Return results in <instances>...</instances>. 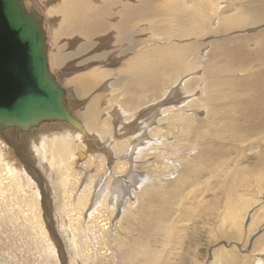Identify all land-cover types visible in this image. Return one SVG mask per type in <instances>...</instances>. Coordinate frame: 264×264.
<instances>
[{
  "label": "bare ground",
  "instance_id": "1",
  "mask_svg": "<svg viewBox=\"0 0 264 264\" xmlns=\"http://www.w3.org/2000/svg\"><path fill=\"white\" fill-rule=\"evenodd\" d=\"M160 1L26 0L28 5L34 7L41 14L44 27L45 24L47 26V29L45 27L47 38L52 36L53 41L61 36L64 45H59L62 47L72 46V49L69 47L71 49L69 52H75L71 56L67 54L68 52L66 54L60 53V51H57V49H60L56 45L58 47L56 49L57 54L55 53V55L53 52L56 63L60 65L63 59L64 61L72 59L65 64L64 71L66 72L67 69L73 75H77L75 77L79 81V85H77L80 87L79 90L83 91L88 88L90 90L86 92L89 98L84 102V105L82 104L83 100L80 101V99L77 101L73 99L68 105L71 106L72 114L82 123V130H76L67 124H42L25 133L5 131L0 134V201L6 199L8 202V206L6 204L8 211L5 214H0V228H2L1 226H10L13 222H18L21 219L17 218L18 216L14 217L12 214L15 210L12 206L15 204H12L14 190L17 193L16 197L19 198L28 199L26 197L30 195L32 198L29 197L30 199L25 201L29 202L32 199L35 206L33 203L28 204H32L35 211H33L32 218L27 217L22 221L27 224V227L22 222H19L17 226L19 227L20 223L23 224L24 230L28 231L44 250L53 249V245L46 235L45 222L41 217L43 210L38 204L39 193L37 187L39 185L33 183L30 174L33 169L30 168V164L27 162V157L31 153L33 157H37L35 164L37 162V165L41 166L47 179L52 182V184L49 182L50 186H53L51 194L54 201H56L54 209L56 216H53V212L52 216L61 219L56 227L64 235L62 236L63 239L69 241L66 246L70 250L72 262L87 264V262H94L95 259L99 262H108V255L102 256L90 251V244L96 246V243H100L99 240L106 235L104 217L109 214L104 213L116 210L118 196H121V194L130 191L135 198V194L141 192L143 185L146 183L147 187L143 188L146 197H151L155 192L156 195L158 194L157 184L161 183L160 175L152 174L150 178L144 177L143 172L139 168L136 169V166L147 158L148 154L155 153L159 162L162 157L165 159L166 156L169 158L167 163L170 162L172 165L176 161L182 162V165H176L181 169L188 166L186 161L190 159L188 155L190 152L188 148L184 147L186 141L181 142L178 140L179 137L186 140L188 135H194L197 139H203L205 136L211 135L206 141V144L210 146L214 145V142H219L221 138L235 139L241 133L264 129V38L255 44L256 48L252 53V60L259 62L254 67L255 72L252 75H236L234 73L237 71L235 69H245L248 63V59L243 53L242 44L231 46L227 41L213 42L209 47L212 62L209 61V55L207 65L203 70L199 63L205 60L206 53L200 54V43L197 45V43H190L193 41H189L190 44H187L181 41L168 44L162 43L160 45H166L159 47H156V45L155 47H140L143 42L137 41L138 38H141L140 35L144 33L141 32L139 26L148 24L150 20H154L156 23V17L163 12H171L178 19L176 41H180L184 37L199 35L202 31L221 33V29H226L224 33L227 36L234 31H245L244 34L237 33L244 36L250 29L256 30L259 26L257 28L255 26L264 23V0ZM242 2L249 3L248 9H243ZM207 8H210L209 10L213 13L210 22L214 23V29L203 25ZM216 16L217 18H215ZM237 34L234 35L233 33L234 36H238ZM136 35L139 36L136 37ZM207 36L201 40H204ZM207 38L205 39L207 42L216 39L214 35ZM52 41L49 43L52 44ZM207 42H204L205 46ZM56 43L54 42L52 45ZM64 48L66 49V47ZM64 48L61 49L64 50ZM196 59V67L192 69L193 62ZM116 68L118 70H114ZM193 71L196 72L195 75H191ZM112 73L118 76L113 78L107 86L106 80ZM61 74L63 75V73ZM69 77L71 76L69 75ZM77 81L75 82L77 83ZM96 85L106 86L108 89L121 92L117 96L112 95L108 103L109 107L105 110L106 112L112 109L117 110L113 114V119L109 116H101V108L104 107L102 101H108V90H99L103 92L101 95L94 93L92 90ZM72 86L68 87L71 88ZM166 86L167 88H164ZM162 88L163 94L157 97ZM76 92L78 94L79 91L76 90ZM250 92L251 95L246 102H239L234 99L222 105L217 104L224 101L226 97L235 98ZM86 93L82 95L84 96ZM172 94L173 96H171ZM101 97L102 101L100 102ZM118 97H120L119 100ZM196 101L198 102L196 103ZM79 106L82 109L81 111H79ZM221 106L226 108L228 112L242 111L245 115V123L239 126L233 119H215L216 110ZM195 107H205L206 114H204L203 119L207 120L209 117L212 121L207 125L200 122L199 126H194L193 124L199 122L194 119L193 115H190L191 108ZM166 110L172 111L173 114L165 117L164 112ZM186 110H188L187 114H185ZM162 121L165 123L164 127L154 125V123ZM191 144L197 149V146L201 145L196 140H192ZM172 157L173 159L170 160ZM204 159L210 160L211 158L205 153ZM256 161L258 162L257 169L258 167L261 168L260 172L254 174V172H248L243 168L233 170L230 173L229 181L222 180L219 184L220 193L225 197L223 201H220L217 195L214 196L215 199L206 201L210 203L207 206L210 212L215 210V205L218 206V210L221 205L223 206V216L218 229L224 233L226 232L225 229L231 230L236 227L235 233L239 237V233L244 230L243 223L248 215L252 219L249 226H247L250 227L246 233L247 237L256 236L255 233L251 234L250 232L254 229L251 227H253L254 220L257 218V212L261 210V219L264 218V205L261 206L264 199L263 183L257 197V202H259L260 197L261 207L257 209L254 206L256 210L251 214L246 210L253 201L249 203L248 196L238 193L236 189V187H247L252 179L256 183L262 180L264 175V151L257 156ZM115 165H119L117 168L119 175L111 172V168H114ZM123 165L128 169L126 170L128 171L126 183H123L122 178L124 176H121V172H119ZM166 165L164 168H166ZM176 166L173 170L174 173H178V176H174L172 181H178L181 178L182 182L177 185L178 188L181 186L191 187L190 182H188L191 174L177 172L175 170L177 169ZM101 167L104 172L98 175V172L102 171ZM166 172L167 174H164ZM166 172L161 173L164 176H173V173L169 174L170 170L168 168ZM109 176L114 178L111 184ZM155 181L156 185L154 184ZM106 182L107 184L103 185ZM55 184L60 189L56 188ZM97 186L99 188H95ZM108 189L112 190L111 196L107 195ZM196 191L197 189H190L188 194ZM23 195L26 197H23ZM92 196L93 199L96 197V203L91 200ZM158 199L161 206L169 204L165 195ZM106 201H112L113 203L107 205ZM23 203L21 204L26 205V203ZM0 206L2 207L3 204ZM129 206L128 204L125 205L121 213H129ZM158 208L161 209L162 207ZM30 210L29 208L28 211L31 212L32 210ZM130 214L132 215V213H129L125 220ZM163 220L161 218L158 222ZM238 222H240V228ZM14 225L16 227V223ZM20 226L23 228L22 225ZM263 239L264 235L258 239L256 236V244L253 249L250 250L251 246L244 247L246 248L245 252L251 253L249 255L251 256L253 250L258 251L262 246L264 250ZM222 250L215 253V257L220 261L217 263L232 264L235 258L234 254L231 251H225L226 249ZM260 251L254 252V255L258 256L257 259L260 258L256 263L264 264V252ZM249 258L245 257L243 263L252 264V262L247 261ZM243 263L241 262V264Z\"/></svg>",
  "mask_w": 264,
  "mask_h": 264
},
{
  "label": "rangeland",
  "instance_id": "2",
  "mask_svg": "<svg viewBox=\"0 0 264 264\" xmlns=\"http://www.w3.org/2000/svg\"><path fill=\"white\" fill-rule=\"evenodd\" d=\"M248 6H249V3L247 4V3L242 2L243 9H248L247 8ZM209 9L210 8L206 9L207 13H206L205 20H203V25H206L207 27L210 26L212 29H214L215 27L214 23L210 22L211 17L213 16V13ZM215 18H217V16ZM148 22H149L148 24H141L139 26V29H141V32H144L143 34L140 35L141 38L137 39L138 42H143L140 47H147V46L155 47V45L156 47H159V46L166 45L170 42H181V41L187 44L197 43L198 45L200 43V48H199L200 54L206 53L205 60H202L199 63V65H201V69L204 70L205 66L207 65V59L209 55H210L209 61L212 62L211 50L209 48L211 47V44L215 41H227L231 46L242 44L243 53L248 59V63L245 69H242V70L235 69L237 70L234 72L236 75H243V74L252 75L255 72L254 67L257 66L259 63L258 61L252 60V53H254V50L256 48L255 44H257L262 38H264V23L263 22L261 23V25L258 24L257 26H255V28L259 26L260 27V28L258 27L259 29L258 28L256 30L250 29L252 32L249 30L246 32V35L244 36L238 35V34H244L245 31L244 32L234 31L233 32L234 35L238 33L237 34L238 36H234L233 33L228 34L227 36L224 33L226 29H221L222 30L221 33H217V34L215 31L213 33H206V31H202V33L199 35H194L191 37H184V38L179 37V38H183L180 41L175 40L178 36L177 35L178 19L171 12L170 13L163 12L161 15L157 16L156 23L154 20H150ZM43 27H44V22H43ZM45 27L47 29L46 24H45ZM45 27H44V30H45ZM45 33H46V42L48 46L47 52H48V60H49V69L57 77L59 84L66 91L67 106L70 105V102H72L73 99H76V101L79 99L80 101L83 100L82 104L84 105L85 104L84 102H86L87 99L89 98V95L87 97L86 92H88L90 89L88 88L83 91L79 90L80 87L77 86L79 85L78 84L79 81H77L75 77L77 75L75 74L73 75V73L71 71L69 72V70L67 69H66V72L64 71L65 70L64 68H66L65 64L70 62L72 59L67 60V61H64L63 59L60 65H58L56 61L54 60L55 55L57 54V51L58 52L60 51V53H64V54L68 52L67 53L68 55L70 56L73 55L75 52L74 53L69 52L71 51L72 46L68 45V46L62 47L59 44L64 45L62 42L63 37L58 36L59 37V38L57 37L58 39L56 40L54 39L52 41V36L49 37L48 35L49 38H47L46 30H45ZM207 35L209 36L214 35V38L216 39H214L213 41L207 42L205 40L207 37H209ZM137 36L139 35H136V37ZM205 36L207 37L204 40H201ZM50 41H52L51 42L52 44L54 42L55 43L57 42V43L52 45L49 43ZM189 41H193V42L189 43ZM203 41L207 42L206 46ZM162 43H166V44L160 45ZM208 43H210V45H208ZM56 45L59 47L60 50L57 49L58 47ZM64 47H66V49ZM69 47H71V49ZM61 48H64V50ZM53 52L54 54L55 53L56 54L53 55ZM196 63H197V59L193 62L192 69L196 67L195 66ZM61 69L63 70V72ZM114 70H118V69L116 68ZM59 73L61 76L59 75ZM61 73H63V75L65 76V79ZM195 74L196 72L194 71L191 73V75H195ZM69 75L71 77H69ZM116 76L118 75L112 73V75H110L107 78L106 80L107 86L110 84V81L113 78H116ZM74 80L77 81V83ZM68 82H70L69 84L71 86L74 84V82L75 84L71 88H69L70 85L68 84ZM74 87H75V90H74ZM164 88H167V86ZM101 89L108 90V94H107L108 101L107 102H105V100L102 101L103 96L100 98V102L102 101V104L104 105V107L101 108L102 110L101 116L103 117L109 116V117H112L113 119V114L117 112V110L112 109L111 111H108V112H106L105 110L109 107L108 103L111 100L112 95L117 96L121 92L120 91L116 92V90L108 89L106 86H97V85L93 87L92 92L94 91V93H97V94L99 93L101 95V93H103L99 91ZM69 90L70 91L72 90L71 93ZM76 90L79 91L78 94ZM163 92H164L163 88L160 89L159 93L157 94V97H160L163 94ZM84 93L86 94L83 96L82 94ZM75 94L77 95L75 96ZM250 95H251V92L241 94L235 98L226 97L224 101L218 102L217 104L222 105L227 102H231L234 99L238 100L239 102H246L248 98L250 97ZM171 96H173V94ZM119 99L120 97H118V100ZM197 102L198 101H196V103ZM82 104H81V107L83 106ZM70 107L68 106L69 109ZM81 107L79 106L80 108L79 111L82 110ZM191 109L192 111L190 115H193L194 119L199 121L193 124L194 126H199L200 122L207 125L212 121L211 119H209V117L207 118V120L203 119L204 114H206L205 107H201V108L195 107ZM169 111L170 110H166L164 112L165 117L173 114L172 111L171 112ZM187 112L188 110H186V113L185 112L183 113L187 114ZM214 116H215V119H222V118H226L227 120L233 119L234 122L239 126H242V124L245 123L246 121L245 115L242 111L236 110L235 112H228L227 109L222 106L218 110H216V113ZM154 125L164 127L165 123L164 121H162L160 123H154ZM210 136L211 135L205 136V138L203 139H197L194 135H188L186 140L180 137L178 138V140H180L181 142L186 141V143L184 144V147L188 148V151L190 152V154H188L190 156V159L186 161V164L188 166L185 168H181V169L179 168V166L182 165V162L179 163L176 161V163H174L173 165L170 164V162L167 163L169 159L168 156H166L165 159L162 157L160 159L161 161L159 162L155 153L148 154L146 156L147 158L142 160L139 163V165L136 166V169L139 168L143 172L144 177L150 178L152 174H155L156 176L157 174L160 175L159 179H161L160 180L161 183L157 184L158 194L156 195V192H155L151 197H146L143 193L144 189L147 187V183H146L143 185L141 192L135 194V198L132 196L130 191H128V193L121 194V196H118V199H119L118 204L115 203L116 210L110 213H107V212L104 213L107 215L109 214L107 216L108 218L104 217L106 235L102 239L99 240L100 243H96V246L89 243L91 245L90 251H94L95 254L98 253V255H102V256L108 255L109 257L107 259L108 262H99V260L95 259L94 262H87V264H218L217 262H220V261L215 257V253L217 251H221L222 249H223L222 251L226 249L225 251H229V252L231 251L234 254L235 256L234 261L233 263L230 262L232 264H236V263L241 264V262L242 263L243 261L245 262L244 260L245 257H250L249 259H247L248 262H252V264H257L256 262L260 258L257 259L258 256L256 254L254 255V252L255 253L261 252L260 250L264 252L263 246L258 251L253 250L254 252L251 256H249L251 253L245 252V249L251 246L250 250H252L254 245L256 244L255 242L256 236L258 239V238H261L262 235H264V218L261 219V215H262L260 214L261 210L257 212V218L256 220H254L253 227H251L254 229L250 232L251 234L255 233L256 236L251 237V238L247 237L246 233L250 229V227H247V226H249V222L252 219L251 217L247 215L248 218H246L243 223L244 230L242 232L241 231L243 229L242 228L240 230L242 234L239 231L240 233L239 232L238 233L240 234V236L237 237V234L235 233L236 227H233L231 230L225 229L226 231L225 233L218 229L221 218L223 216L222 215L223 206L221 205L220 209L218 210V206L215 205V210L213 212H210L207 209V206L210 205V203H207L206 201L215 199L214 196L216 195L219 196L220 201H223L225 197L220 193L219 184L222 180L229 181L228 179H229L230 173L233 170L243 168L244 170H247L248 172H254V174L261 171L260 167H258L257 169L258 162L256 161V158L261 152L264 151V129L257 130V131H250L248 133H241L235 139L221 138L219 142H214L213 143L214 145L209 146L206 144V141H207V138H209ZM192 140L194 141L196 140L199 144H201L197 146L198 149L192 146L191 144ZM205 153H207L208 156L211 158L210 160L204 159ZM36 158L37 157H33V155L29 153L27 157V162L30 164L29 165L30 168L33 169V171H30V174L32 175L33 183H35L37 186L39 185V187L35 185V187H37L38 189V193L40 197V198L38 197L39 199L38 204H39V207L41 206V209L43 210V211L41 210L42 211L41 217H43V220L45 222L43 223L46 228L45 230L47 233L46 235L49 237V240L51 241L53 245V249L44 250L42 246L36 240H34V238L31 237L30 233L24 230L25 227H27V224L22 221L25 220L24 218L27 219V217L32 218V215L34 213L33 211H35L34 208L32 207V204L30 205L28 204V203H33V201L32 199L29 202L25 201V200L32 198L30 197V195H27L30 198L23 195V197H26L28 199L16 197L17 193H16V190H14L15 194L13 195L14 201L12 200V204L14 203L15 204L12 206L14 207L15 210L13 211L12 214L14 215V217L18 216L17 218H21V219L18 222L15 221L16 227H14L15 226L14 222L13 224L11 223L14 229H12L13 228L12 225H10L12 228H9L10 226L8 225L5 227L1 226L2 228H0V264H81L80 262L79 263L72 262L70 252H69L70 250L68 246H66L67 243L69 244V241L67 240L68 241L67 242L66 240L63 239L62 236L64 235L62 234V232L59 231V228L56 227L57 224L61 222V219L60 217L59 218L53 217V216H56L55 210H54L56 201H54V199L52 198L53 196L51 194V188L53 186H50V185L52 184V182H50L47 179V176L44 173L41 166L37 165V162L35 164ZM172 159L173 157L170 160ZM148 165L149 166L151 165V166L149 167ZM165 165H166V168H164ZM176 165H179V166H176ZM118 166L115 165L114 168H111V172H115V174H117ZM175 166L177 167V169H175L177 172L180 171L183 174H191L190 179L188 181L190 182L191 187L185 188L181 186L178 188L177 185L182 182L181 178L178 181L177 180L172 181L174 176H178V173H174V170H173ZM167 168L168 170H170L169 174L173 173V176H170V177H168L167 175H165L166 177L164 176V174H167L166 172ZM189 168L190 170H188ZM101 170L102 171L98 172V175L104 172L102 167H101ZM126 170L128 169L125 167V165H123V168H120L119 172H121L120 173L121 176H124V177L123 178L117 177V178H122L124 180L123 183L127 182L126 174L128 173V171ZM191 170H193L194 172ZM37 171L39 172V174ZM163 171H165L166 173L164 174L161 173ZM123 172L124 174H122ZM117 175H119V173ZM108 178H111V177L109 176ZM113 179L114 178L110 179V184L113 182L112 181ZM263 180H264V175L262 177V180L259 181L258 183H256L252 179L247 187L245 188L236 187L238 193H243L246 196H248L247 198H249V203L251 201L254 202V203L251 202V204L249 205L251 207L249 206L247 207L248 209L246 211L249 212V214L253 213L254 210H256V207L258 209L259 207L264 205V199H263L262 205L260 206V203H261L260 197H259V202H257V197L259 195V192L261 191L260 188H261L262 183L264 186ZM105 184H107V182L104 183L103 185ZM154 184L156 185V181ZM54 186L60 189V187L56 186V184ZM95 188H99V186ZM190 189H197V191L195 193L188 194V191ZM96 193L98 194V192ZM111 194H112V190L108 189L107 195L111 196ZM164 195L165 197L168 198L169 204L161 206L159 205L158 198H161ZM143 196H145L146 198ZM15 197L17 198V200ZM91 200H93L96 203V197H94L93 199V196H92ZM53 201H54V205L52 207ZM20 202L23 204L26 203V205H22ZM111 203L113 202L106 201L107 205ZM2 204L3 206L2 207L0 206L1 208L0 214H5L8 211L7 210V206H8L7 200L6 199L4 201L1 200L0 205ZM127 204L130 205L128 208V212L132 213V215L130 214L127 220H125V217L129 213L123 214L121 213V210ZM4 205L6 208L4 207ZM33 205L35 206L34 203ZM96 205H99V204H96ZM254 206L256 207L254 208ZM158 207H162V208L160 209ZM19 208L21 209V211ZM29 208L32 210V211L30 210L31 212L28 211ZM16 210H17L16 213L18 214L15 213ZM19 211H20V214H19ZM52 212L54 215L52 214ZM161 218H163L164 220L162 222L161 221L158 222ZM19 222H22L24 225L26 224L25 227H23V224L21 223L20 225H22L23 228H21L20 225L18 227L17 224ZM79 226H80V222H79ZM238 227L240 228V222H238ZM15 228H18V229H15ZM261 244L259 245L261 246ZM245 253H247L248 255ZM98 255L96 256L98 257ZM221 262H223V260H221Z\"/></svg>",
  "mask_w": 264,
  "mask_h": 264
},
{
  "label": "water",
  "instance_id": "3",
  "mask_svg": "<svg viewBox=\"0 0 264 264\" xmlns=\"http://www.w3.org/2000/svg\"><path fill=\"white\" fill-rule=\"evenodd\" d=\"M47 51L41 14L26 0H0V134L42 124L83 129L49 69Z\"/></svg>",
  "mask_w": 264,
  "mask_h": 264
}]
</instances>
